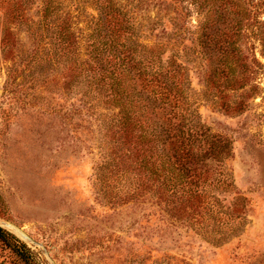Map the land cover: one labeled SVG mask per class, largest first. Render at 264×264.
I'll list each match as a JSON object with an SVG mask.
<instances>
[{
  "label": "rangeland",
  "instance_id": "rangeland-1",
  "mask_svg": "<svg viewBox=\"0 0 264 264\" xmlns=\"http://www.w3.org/2000/svg\"><path fill=\"white\" fill-rule=\"evenodd\" d=\"M0 226L32 264H264V0H0Z\"/></svg>",
  "mask_w": 264,
  "mask_h": 264
},
{
  "label": "trees",
  "instance_id": "trees-1",
  "mask_svg": "<svg viewBox=\"0 0 264 264\" xmlns=\"http://www.w3.org/2000/svg\"><path fill=\"white\" fill-rule=\"evenodd\" d=\"M59 45H61V49L65 50L66 48L69 47V39L66 36H62V38H59ZM95 48L94 51L98 53L99 49L103 48L105 45V42H96L94 43ZM118 58V56L116 57ZM119 59V58H118ZM116 93H120L119 91ZM120 95V94H119ZM121 97V96H120ZM120 105L123 108L124 113L127 115L129 114L125 104L123 103L122 98H120ZM125 122H127V116H124ZM152 135H155L154 133ZM0 246L7 248L10 252H12L16 257H18L22 262L25 264H32L31 263V257L32 253L30 248L26 245L25 242L20 240L17 236H15L13 233L10 231L6 230L2 226H0Z\"/></svg>",
  "mask_w": 264,
  "mask_h": 264
}]
</instances>
